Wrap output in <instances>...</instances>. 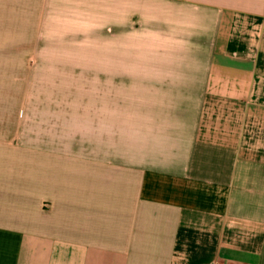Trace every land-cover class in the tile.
<instances>
[{"label":"crops","instance_id":"0c3cea01","mask_svg":"<svg viewBox=\"0 0 264 264\" xmlns=\"http://www.w3.org/2000/svg\"><path fill=\"white\" fill-rule=\"evenodd\" d=\"M0 264H264V0H0Z\"/></svg>","mask_w":264,"mask_h":264},{"label":"rangeland","instance_id":"374dc122","mask_svg":"<svg viewBox=\"0 0 264 264\" xmlns=\"http://www.w3.org/2000/svg\"><path fill=\"white\" fill-rule=\"evenodd\" d=\"M127 44L125 46L121 47L120 51V61L116 64L118 66V71L117 72L120 75V79H105V86L107 87L110 82H115L116 84L120 85L121 87V102L122 103H129L132 104V45L131 48H129ZM43 65V64H42ZM46 65V64H45ZM34 66L36 64L33 63H20V64H15V63H10V75L16 71L21 72L25 71L26 74H29ZM138 70V69H137ZM10 80L11 77H10ZM21 80V79H20ZM31 81V82H30ZM56 80H50V79H44L40 77H33V78H26L24 83H21V86H25L26 89H31L32 92L35 94L36 97H38V93L40 92L43 87H49L52 86L53 83H55ZM13 85L10 82V88ZM129 112L128 111H123L121 112L122 114V135H123V130L125 127V122L124 116L127 115Z\"/></svg>","mask_w":264,"mask_h":264}]
</instances>
